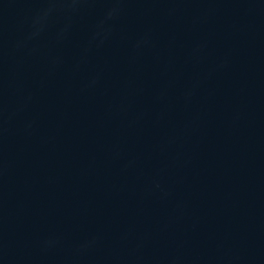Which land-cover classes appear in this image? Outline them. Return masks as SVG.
<instances>
[{
	"label": "water",
	"instance_id": "obj_1",
	"mask_svg": "<svg viewBox=\"0 0 264 264\" xmlns=\"http://www.w3.org/2000/svg\"><path fill=\"white\" fill-rule=\"evenodd\" d=\"M0 264H264V0H0Z\"/></svg>",
	"mask_w": 264,
	"mask_h": 264
}]
</instances>
